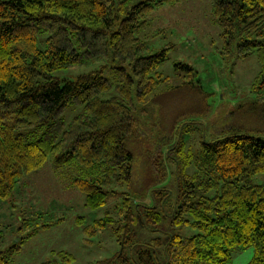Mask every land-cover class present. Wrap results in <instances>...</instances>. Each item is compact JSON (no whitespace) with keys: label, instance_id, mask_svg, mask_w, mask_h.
I'll use <instances>...</instances> for the list:
<instances>
[{"label":"trees","instance_id":"1","mask_svg":"<svg viewBox=\"0 0 264 264\" xmlns=\"http://www.w3.org/2000/svg\"><path fill=\"white\" fill-rule=\"evenodd\" d=\"M178 1L0 0V201L47 160L73 169L85 207L96 210L110 197L120 198L113 215L105 210L89 223L77 217L86 244L114 224L120 250L92 264H230L232 251L247 247L254 254L246 264H264V183L253 182L264 173V0H211L224 51L239 58L255 51L260 71L251 83L252 97L242 98L231 113L235 118L243 111L247 125L235 118L219 135L202 138L195 152L187 143L196 128L206 136L201 119L214 111L216 92L206 91L197 70L187 64H176L187 72L180 80L161 75L158 67L171 45L153 51L139 36L153 9ZM40 32L48 34L43 50L37 45ZM89 60L109 65L115 86L101 70L62 84L52 76ZM175 93H184L191 109L173 120V136L150 159L153 187L140 196L121 193L116 187L132 177L129 144L138 135L136 110ZM69 102L84 112L66 125L62 114ZM33 127L42 128L37 138L21 132ZM188 165L192 173L186 172ZM137 217L154 236L134 238L131 225ZM29 219L23 218L18 230ZM183 226L195 233L186 237L174 229ZM17 248L13 244L9 251ZM74 260L58 250L39 264ZM0 264H10L3 251Z\"/></svg>","mask_w":264,"mask_h":264},{"label":"rangeland","instance_id":"2","mask_svg":"<svg viewBox=\"0 0 264 264\" xmlns=\"http://www.w3.org/2000/svg\"><path fill=\"white\" fill-rule=\"evenodd\" d=\"M148 22L142 33L143 38L153 51H158L166 45L168 58L160 64L158 71L169 77L172 82L182 79L186 69L177 67V63L193 66L198 72L201 85L208 92H216L217 101L214 111L208 117L201 119L207 127L206 136H200L196 128L187 143L192 150L197 151L201 139L209 140L219 135L237 121L247 125L245 113L232 112L243 100L252 97L251 83L258 75L260 67L256 52L245 58L236 57L234 53L224 51V43L220 31L212 15L211 0H180L174 4L164 3L156 7L148 15ZM46 32L37 35L38 48H45ZM101 70L113 86L116 81L112 68L103 61L89 60L83 65H73L52 72V76L61 80ZM114 93L111 90L108 96ZM135 116L138 119V135L129 144L133 154L132 177L129 184L116 187L119 191L133 195H143L152 187L155 179L151 165V157L159 144L170 140L174 131L171 124L180 114L191 109L187 96L170 94L157 97L150 101ZM84 112L81 105L69 102L62 119L69 124L71 119ZM30 139L37 138L42 128L33 127L21 130ZM253 132V131H250ZM173 136V135H172ZM175 140L172 137V142ZM194 171L193 166L186 167L187 173ZM75 172L68 165H55L47 160L45 165L23 179L16 182L11 196L0 201V251H3L10 264H39L50 258L53 251L66 250L74 255L72 264H92L96 260L112 256L120 250L115 240L110 223L93 237L92 244L83 241L81 226L77 217L82 216L86 223L104 215L105 210L115 213L114 205L118 197H110L107 204L99 209L91 210L84 205V194L74 186ZM168 180H166V183ZM254 184L264 183V173L254 176ZM172 186V182L168 187ZM171 188V187H170ZM145 203L150 202L146 196ZM29 217L28 224L18 230L23 218ZM116 218V216L114 215ZM132 223L134 238L144 241L152 236L145 229L142 221ZM182 236H192L195 231L190 226L174 227ZM13 244L18 248L9 251ZM254 248H236L232 251L230 264H246L253 257Z\"/></svg>","mask_w":264,"mask_h":264}]
</instances>
